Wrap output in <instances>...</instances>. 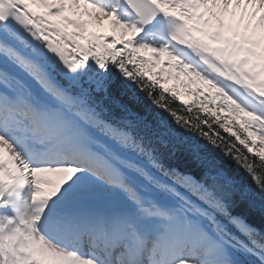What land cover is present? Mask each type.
Here are the masks:
<instances>
[{
    "label": "snow or ice",
    "instance_id": "1",
    "mask_svg": "<svg viewBox=\"0 0 264 264\" xmlns=\"http://www.w3.org/2000/svg\"><path fill=\"white\" fill-rule=\"evenodd\" d=\"M0 264H264V0H0Z\"/></svg>",
    "mask_w": 264,
    "mask_h": 264
}]
</instances>
